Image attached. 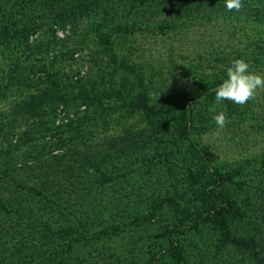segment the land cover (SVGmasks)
Instances as JSON below:
<instances>
[{"label":"trees","instance_id":"1","mask_svg":"<svg viewBox=\"0 0 264 264\" xmlns=\"http://www.w3.org/2000/svg\"><path fill=\"white\" fill-rule=\"evenodd\" d=\"M213 2L0 0V56L7 53L10 63L0 69V101L9 100L0 112V264H205L201 248L208 244L207 233L216 235L217 251L229 254L226 264H237V256L264 264V186L260 197L247 196L250 203L228 196L220 188L223 178L208 162L213 152L192 134L195 106L211 88L183 102L152 103L142 65L133 62L131 52L114 50L121 37L142 29L136 7L161 8L172 18L181 7L214 9ZM66 27L72 36L92 32L109 55V69L100 65L76 81L61 76L55 57H45L42 42L30 37L39 30L53 37L55 28ZM17 49L27 55L17 57ZM36 52L41 58L31 57ZM257 53L263 55L264 46ZM91 60L97 67L94 55ZM59 105L65 111L62 121ZM135 113L148 120L144 127L128 122ZM167 132L190 140L193 154L183 155L179 140L168 147ZM178 155L186 160V176L175 178L170 194L158 197L157 210L167 206L170 211L154 233L146 231L152 240L146 257L141 249L139 256L117 252L116 243L131 232L122 227L126 218L133 212L129 221L138 223L134 199L167 191L159 170H174ZM148 172L161 178L133 188L134 175ZM129 204L132 212L125 214ZM97 233L115 234L119 241L107 242L113 244L103 251L104 242L95 243ZM218 259L224 261L213 264H225V258Z\"/></svg>","mask_w":264,"mask_h":264},{"label":"rangeland","instance_id":"2","mask_svg":"<svg viewBox=\"0 0 264 264\" xmlns=\"http://www.w3.org/2000/svg\"><path fill=\"white\" fill-rule=\"evenodd\" d=\"M243 5L239 12L228 11L224 7V0H214V9L196 11L193 10L192 5L181 7L172 18L163 14L161 8L136 7L144 20L142 29H136L121 37L118 42L120 44L114 50L120 54L131 52L133 62L142 65L152 103L183 102L192 94L201 93L203 87L211 88V92L195 106V128L192 129V134L200 146L213 152L214 157L208 162L212 170L220 174L217 178H223V181L219 180L222 184L221 190L245 204L249 202L247 196L260 197L259 192L264 186V163L261 161L264 158V90L258 89L244 105L227 100L218 105L214 92L234 59L243 58L250 64L251 70L264 74V62H262L263 65L255 64L257 60L264 59V53L263 55L257 53L259 45L264 46V15L262 14L264 0H243ZM84 26L89 30L87 20ZM55 29L53 37L46 34V31L39 30L32 34L30 39L37 38V41L42 42L45 57L49 56V59L55 57L52 59L54 67L63 71L61 76L76 81L77 77L88 76L90 69L94 70L100 65L102 67L106 65L105 61L108 60L109 55L96 42L92 32L89 31L88 36H84L81 32L79 35L72 36V34L69 35L70 27ZM83 37L85 42L81 44L79 41ZM49 40H52L50 44ZM1 55L0 69H6L10 65L6 59L8 54ZM26 55L27 52L23 49H17V57L22 58ZM93 55L96 57L97 67L91 60ZM41 56L40 52H36L31 57L41 58ZM104 69H109L108 65ZM104 75L107 76L106 72ZM12 98L16 101V97ZM8 102L9 100L0 101V112L6 110ZM220 111H223L226 116V125L223 129H219L213 120V115ZM56 112L58 120L62 121L65 116L63 107L59 105ZM70 112L72 116L73 108H70ZM18 120L23 127V121ZM128 122L139 128L144 127L148 120L143 114L135 113ZM177 138V136L170 137L167 132L165 144L170 147V144H174L172 140H179L178 146L183 155L184 152L193 154L187 147L190 140L183 141ZM178 157L179 165H172L174 170L169 172L167 166L159 170L163 172L161 180L163 188H168L167 191L158 192V196L156 193L151 197L145 195L143 199H134L139 201L136 204H132L133 201H131L134 208L139 209L136 217L137 224L130 223L133 212L131 204L127 206L125 214L132 212V215L128 216L131 217L130 219L126 218L127 224L122 227L126 230L130 229L131 232L128 233V238L116 243L117 252L126 254L127 257L132 253L139 256L141 249L144 250L146 257L149 244L152 243L146 231L154 233L158 224L163 223L162 218H165L170 211L167 206L157 210L160 204L158 197L170 194L168 192H171V182L175 178L180 179L186 176V160L184 161L181 155ZM225 177L231 179L225 181ZM157 178L161 177H156L155 174L150 175L149 172L143 176L134 175L133 188L142 189L147 181ZM153 213L156 215L155 218L152 217ZM106 215L110 216V212ZM134 226H139V231L135 232ZM143 227L148 230H144ZM261 230L264 233V229ZM205 231L208 229L206 228ZM207 234L208 244L202 245L201 253L207 256L205 258L207 261L212 260V262L205 261V264H213V260L223 262L224 260H219L218 256L225 258L226 264V261L230 260L229 254L225 253V250L217 251L218 248L215 245L217 242L216 239L214 240L216 235ZM98 239L104 242L102 250L106 251L113 244L107 242H115L117 236L111 233L99 234L95 237V243ZM147 242L148 246H146ZM235 258L237 264H251L247 260L238 259V256Z\"/></svg>","mask_w":264,"mask_h":264},{"label":"clouds","instance_id":"3","mask_svg":"<svg viewBox=\"0 0 264 264\" xmlns=\"http://www.w3.org/2000/svg\"><path fill=\"white\" fill-rule=\"evenodd\" d=\"M243 6V0H224V7L228 11L239 12ZM258 89L264 90V74L251 70L250 64L245 59L237 58L227 67L225 75L214 89L215 101L218 105L226 100L244 105ZM213 120L219 129H223L226 125L223 111L216 112Z\"/></svg>","mask_w":264,"mask_h":264}]
</instances>
